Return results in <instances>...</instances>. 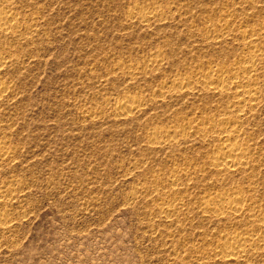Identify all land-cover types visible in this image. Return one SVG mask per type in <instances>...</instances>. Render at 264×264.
I'll return each instance as SVG.
<instances>
[{
  "label": "rangeland",
  "instance_id": "1",
  "mask_svg": "<svg viewBox=\"0 0 264 264\" xmlns=\"http://www.w3.org/2000/svg\"><path fill=\"white\" fill-rule=\"evenodd\" d=\"M0 13L13 18L0 264H264L263 245L223 257L239 232L264 237V0H0ZM233 130L247 165L218 170ZM220 200L244 213L216 214Z\"/></svg>",
  "mask_w": 264,
  "mask_h": 264
},
{
  "label": "bare ground",
  "instance_id": "2",
  "mask_svg": "<svg viewBox=\"0 0 264 264\" xmlns=\"http://www.w3.org/2000/svg\"><path fill=\"white\" fill-rule=\"evenodd\" d=\"M12 19L13 18L11 15H9L7 13H5V14L0 13V30H3V29L7 30V28L12 23ZM244 70L248 71V68H246ZM213 78L216 81H218L221 84V86L222 85L223 86H225V85L229 86V85L235 84L236 85L235 88H239V90H237V94L240 96V99L242 98L243 100H254L256 97V91L254 89L247 88L246 85H244L249 77L248 78L247 77L241 78L239 75H237L234 72L222 71L220 74L216 75ZM181 85H182V83H181ZM131 98L133 99L132 96H129L127 99L124 100V102L122 101L123 103H121L118 106V108H121L123 110V112H125L126 110H129L133 104L132 103L133 101L131 100ZM210 123L215 125V124H218L220 122L217 123L213 120L212 122L210 121ZM196 128L202 132H205V130L207 131V129H208V128L206 129V127L202 124L198 125ZM238 137L239 136H238L237 130H233L232 132H228V133L226 132V133H223L219 136V141L222 144V146H219L214 150L215 154H217V156H218V160L216 162H214V164H213V166L216 169H218V170H230L233 172V171H237L241 166L243 167L247 163L246 162V149H244L240 145L236 144ZM159 141H160V138H159ZM159 141H157V142H159ZM168 141H170V139L168 137H163L160 142L166 143ZM1 150H2V153H4V154L7 152V150H5L4 147H1ZM170 179H171V181L174 180V178H170ZM241 197L239 195L237 197L238 198L237 200H239V198L241 199ZM160 203H162V202H160ZM163 204L164 203H162L159 208L161 209V211H164L167 215L174 214L176 212V209H175L176 207H174L168 203H167V205L166 204L163 205ZM206 204L209 205V202L206 201ZM213 206H214L213 207L214 212H217L216 214H218V215L221 213L222 214L227 213L229 215L237 216V215L244 213V209L242 206H240L239 204L233 205V203L231 201L220 200L218 203L216 202V204H214ZM239 236L244 241L243 242L234 241V242L229 243L225 247V252H224L223 257H231V256L235 255L238 251H240L242 249H244V250L247 249V245L249 247L252 245H254L253 247H255L257 245H260V246L263 245L264 246V237L259 236L258 238L253 239L250 236L249 232L247 233L244 231L239 232ZM249 240L250 241L252 240V241L250 242ZM247 241L249 243H245ZM257 248H258V246H257ZM250 249H252V247H250Z\"/></svg>",
  "mask_w": 264,
  "mask_h": 264
}]
</instances>
